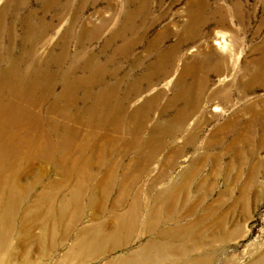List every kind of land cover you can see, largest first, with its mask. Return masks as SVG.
<instances>
[{
    "label": "rangeland",
    "instance_id": "374dc122",
    "mask_svg": "<svg viewBox=\"0 0 264 264\" xmlns=\"http://www.w3.org/2000/svg\"><path fill=\"white\" fill-rule=\"evenodd\" d=\"M5 3L11 15L0 20V66L3 68L8 62L7 49L18 59L25 51L21 43H29V40L24 42L25 36L29 35L32 40L41 35V41L34 48L38 51L35 55L45 54L42 44L49 47L55 44L54 54L58 55L61 40L66 41L68 56L61 70L67 67L68 57L88 50L87 56L94 55L99 63L115 57L106 65L105 85H112L115 80L109 75L116 72L119 74L116 78L125 79L129 72L138 78L148 72L147 66L153 61V53H148L150 42L163 36V46L172 45L181 35L190 11L205 16L206 24L199 29L200 38L183 46L178 55L183 56V60L190 59L199 52L197 45L201 42L207 50L220 54L214 44L223 37L234 50V56L227 60L233 78L227 86L230 95L227 107L213 100L203 113L192 115L184 134L175 139L164 138L166 148L151 162H136L134 150L123 152V138L120 141L114 138L111 151L105 142L73 141L65 150V156L46 163L45 176L53 179V187L58 191L51 198L56 202L52 209L58 210L59 201L67 192L77 190L78 183L81 186L75 191L76 195L68 196L72 202L60 222L55 215H49L50 201L40 207L37 199L30 195L29 213L19 205L8 237L10 250L0 252V264H150L148 260L138 261V255L133 257L142 245L159 241L165 243L166 248L172 246L176 256L185 250L184 264H252L264 255V79L249 83L245 92L240 91L245 81L238 82L239 71L251 67L258 57L257 48L264 44V0H0V7ZM216 7L220 8V14L229 13L226 30L214 26ZM235 7L241 22H237L231 12ZM14 8L18 10L15 12ZM130 24L132 31L125 32L130 44L127 59L114 53L120 47L119 41L108 46L107 42L118 28ZM95 28L97 35L92 41L87 40ZM180 66L181 62L177 61L168 79L154 80L148 86L141 84V93L137 96L128 86L132 80L122 84V88L129 90L123 102L126 112L141 109L159 90L170 97L169 89ZM51 70L54 71V67ZM80 74L78 68L76 75ZM209 80L206 94L212 87L224 84L228 77L212 74ZM165 100L163 96L154 103L146 118L143 136L151 135L155 124L163 126L171 118V114L160 115ZM114 105L115 102H111V106ZM78 106L83 108L86 104ZM215 106L219 111H213ZM75 128L82 136L86 134V129ZM189 135L193 144L186 142ZM39 169V162L31 159L26 163L21 157L5 173L7 176L17 172L37 176ZM89 174L93 177L83 179L82 176ZM47 181L43 178L42 184ZM19 182L25 181L20 178ZM121 214L128 216V223L122 232L116 233V218ZM147 214L149 223L144 220ZM145 223L154 224V236H144ZM168 230L171 236H158ZM93 233L105 236L100 250L84 249L72 255L74 241L79 237L88 239ZM111 233L114 236H108ZM54 243L64 246L55 248ZM68 249L72 253L67 257L64 253ZM158 263L178 264L173 256L168 260L160 259Z\"/></svg>",
    "mask_w": 264,
    "mask_h": 264
},
{
    "label": "bare ground",
    "instance_id": "6f19581e",
    "mask_svg": "<svg viewBox=\"0 0 264 264\" xmlns=\"http://www.w3.org/2000/svg\"><path fill=\"white\" fill-rule=\"evenodd\" d=\"M14 9L15 12L18 10ZM231 12L235 14L236 21L241 22L237 7ZM11 13H13L12 10ZM195 13L193 11L188 12V21L184 24L181 35L174 40L172 45L164 47L165 38L163 36L156 37L150 42L148 53H153V61L148 64L146 74L134 78L129 72L125 79L124 77L116 78L119 75L118 72L110 74L109 77L115 80L111 86L104 83L107 78L105 68L107 64L114 61L115 57L108 58L105 63H99L94 55L87 56L88 50H80L72 57H68L67 67L61 70V66L68 56L66 41L63 39L60 42L58 55L54 54L55 44L51 47L42 44L41 48L45 54L43 56L35 55V53L38 54V51L34 48L41 41L39 39L41 35L34 36L32 40L29 35L25 36L24 42L29 40V43L26 45L21 43L25 51L18 59L12 57V52H9L11 50H6L8 62H6L5 68L0 66V172H2L0 176V252L10 250L8 237L10 238L12 221L15 219L19 205H21L20 209L29 213V197L34 196L40 207L45 205L46 201H50L49 215H55L57 222L63 220L67 206L72 202V199L69 198L76 195L75 191H78L81 183L76 186L77 190L68 191L66 197L59 201L58 210L52 209L56 202L52 201L51 198L58 191H55L53 187V179L50 176H45V164L54 163L58 157L65 156V150L69 149L73 141L83 140L85 143L93 141L98 144L105 142L111 151L114 149V138L119 139V141L123 138L121 140L123 152L124 150H134L136 162H151L160 150L166 148L164 138L175 139L184 134V127L192 115L203 113L207 105L213 100H217L219 105L225 104L227 107L230 100L227 86L233 80L232 69L228 67L227 60L230 56H234V50L228 47L224 38L215 40L214 45L222 52L220 54L212 51L211 48V50H207L204 42H201L197 45L199 52L190 59L185 58L183 60V56L178 55L183 46L192 44L200 38L199 29L206 24L205 16L197 15L198 12ZM214 14L216 15L214 26L226 30L229 25L227 21L229 13L220 14V8L216 7ZM9 15L11 14L8 3H5L0 7V20ZM132 29L131 24L120 27L109 37L107 46L116 41L120 42V47L114 52L115 55L119 53L121 57L128 59L126 56L130 44L125 36L128 33L125 32L132 31ZM67 33L65 30L64 38L68 36ZM97 33L98 29H93L87 40L92 41ZM78 46L81 47L82 45ZM256 52L258 57L252 61L251 67L248 70L239 71L241 79L238 82L245 81L243 88H240L241 92L247 91L249 83L264 79V44L258 47ZM226 54L230 55L227 56ZM80 61L82 62L79 65ZM177 61L181 62V66L178 69L177 78L169 89L170 97H166L164 91L159 90L147 99L141 109L131 113L126 112L123 102L128 97L129 90L128 87L122 88L121 85L129 79L132 80L128 86L137 96L141 93V84L148 86L154 80L168 79L172 75ZM53 67L54 71L51 70ZM78 68L81 69L80 75H76ZM212 74L217 77L226 76L228 80L218 87H212L210 93L206 94L210 82L209 76ZM78 92L80 94H77ZM163 96L166 100L160 109V115L171 114V118L163 126L155 124L150 130L151 135L143 136L146 118L157 99ZM111 102H115V105L111 106ZM80 103L86 104V107L81 108L78 106ZM213 111L217 112L219 108L215 106ZM136 114L137 119L131 124L132 117ZM76 126L86 129V134L82 136L78 129H74ZM186 142L193 144L194 140L191 135L186 138ZM21 157L26 163L31 159L40 163L41 169H39L37 176H24V172L14 173L13 176L6 175L5 171L15 163L17 164ZM90 175L82 177L83 179L93 177ZM20 178L25 181L23 184H20ZM43 178L48 180L46 184H42ZM77 182L79 181L77 180ZM39 189L42 190L39 192ZM127 217L121 214L116 218V228L114 229L116 233L122 232L124 225L128 223ZM148 219L149 214L144 220L149 223ZM149 226L150 224H144L142 229L145 232L144 236H154V224ZM111 235L114 236L113 233L108 236ZM165 235L171 236L169 230L158 236L164 237ZM103 239L105 236L99 233H93L92 236L88 235V239L79 237L78 240L74 241L73 253L68 249L65 250L64 254L68 257L71 256V253L77 255L89 249L100 250V242ZM53 245L55 248L64 246L63 243H54ZM185 246L189 245L185 244ZM191 248L196 249L195 246H191ZM173 250L172 246L166 248L165 243L162 244L161 241L157 244L146 243L139 248L133 259L138 255V261L143 260L145 262L148 260L150 264H159L160 259L168 260L169 257L173 256L178 264H184L186 251L182 250L179 256H176ZM252 264H264V255Z\"/></svg>",
    "mask_w": 264,
    "mask_h": 264
}]
</instances>
